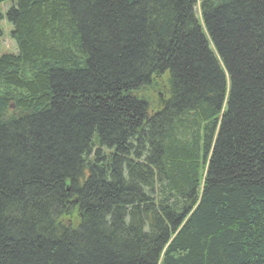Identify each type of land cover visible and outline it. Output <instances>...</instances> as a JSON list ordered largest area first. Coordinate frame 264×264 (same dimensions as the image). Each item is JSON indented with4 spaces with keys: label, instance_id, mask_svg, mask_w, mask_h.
Listing matches in <instances>:
<instances>
[{
    "label": "trees",
    "instance_id": "trees-1",
    "mask_svg": "<svg viewBox=\"0 0 264 264\" xmlns=\"http://www.w3.org/2000/svg\"><path fill=\"white\" fill-rule=\"evenodd\" d=\"M10 1L0 264H264V0Z\"/></svg>",
    "mask_w": 264,
    "mask_h": 264
},
{
    "label": "rangeland",
    "instance_id": "rangeland-1",
    "mask_svg": "<svg viewBox=\"0 0 264 264\" xmlns=\"http://www.w3.org/2000/svg\"><path fill=\"white\" fill-rule=\"evenodd\" d=\"M11 5L10 0H6L0 4V7L3 11L7 10ZM2 35L0 36V55L6 53H16L17 46L14 39L11 37V25L7 22L6 19L1 21Z\"/></svg>",
    "mask_w": 264,
    "mask_h": 264
}]
</instances>
